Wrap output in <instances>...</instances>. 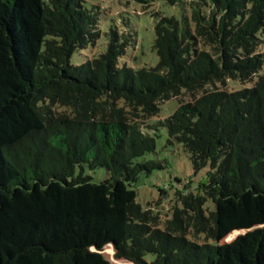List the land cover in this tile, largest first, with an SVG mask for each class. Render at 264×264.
<instances>
[{
    "label": "trees",
    "instance_id": "obj_1",
    "mask_svg": "<svg viewBox=\"0 0 264 264\" xmlns=\"http://www.w3.org/2000/svg\"><path fill=\"white\" fill-rule=\"evenodd\" d=\"M165 1L182 16L152 12L159 60L134 68L130 21L102 30L86 0H0V264H114L108 244L134 264H264V0ZM158 125L209 168L164 224L133 187L162 167L146 158Z\"/></svg>",
    "mask_w": 264,
    "mask_h": 264
},
{
    "label": "rangeland",
    "instance_id": "obj_2",
    "mask_svg": "<svg viewBox=\"0 0 264 264\" xmlns=\"http://www.w3.org/2000/svg\"><path fill=\"white\" fill-rule=\"evenodd\" d=\"M86 4L97 6L100 12L102 30H108L110 25L114 23L123 24V20L131 22L133 31L137 34V43L129 46L127 53L121 57L120 63L134 68L156 65L159 60L157 51L153 47L155 16L152 15V12L158 10L164 15L182 16L178 4L171 5L165 0H148L146 3L135 0H86ZM102 47L99 46L97 51ZM90 52L91 49L88 50V53ZM79 57H81L79 54H75L74 60L79 61ZM254 81L242 83L240 80L230 79L227 82V88L250 87ZM181 98H169L161 102L159 113L149 118L148 123L154 125L169 116L178 107ZM148 131L156 136L157 145L156 150L149 153L146 158L160 162L162 167L155 168L151 173L142 172L133 187L137 191V201L142 207L151 208L154 213L159 214L160 223L164 224L165 220L172 215V206L181 205L175 199L176 192L188 190L196 192L199 184L205 180L209 168L195 172L190 156L183 146L179 143H169V136L164 125H158V128L155 129L148 128ZM83 174L91 177L95 182L109 178V173L105 167L94 170L85 167ZM205 207L214 209L211 198L207 199ZM238 233L240 232H235L233 236ZM113 253L114 249L111 245L105 246L104 254L114 264H134L125 259L115 258Z\"/></svg>",
    "mask_w": 264,
    "mask_h": 264
}]
</instances>
